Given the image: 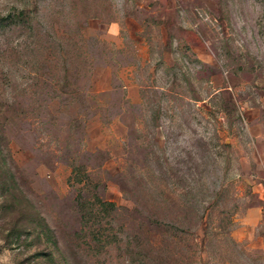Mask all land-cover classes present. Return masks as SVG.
Returning a JSON list of instances; mask_svg holds the SVG:
<instances>
[{"label": "rangeland", "instance_id": "rangeland-1", "mask_svg": "<svg viewBox=\"0 0 264 264\" xmlns=\"http://www.w3.org/2000/svg\"><path fill=\"white\" fill-rule=\"evenodd\" d=\"M0 264H264V0H0Z\"/></svg>", "mask_w": 264, "mask_h": 264}]
</instances>
